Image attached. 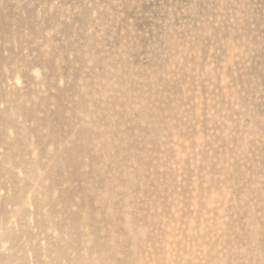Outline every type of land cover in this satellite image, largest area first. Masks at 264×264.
Here are the masks:
<instances>
[{"label": "rangeland", "instance_id": "obj_1", "mask_svg": "<svg viewBox=\"0 0 264 264\" xmlns=\"http://www.w3.org/2000/svg\"><path fill=\"white\" fill-rule=\"evenodd\" d=\"M0 264H264V0H0Z\"/></svg>", "mask_w": 264, "mask_h": 264}]
</instances>
